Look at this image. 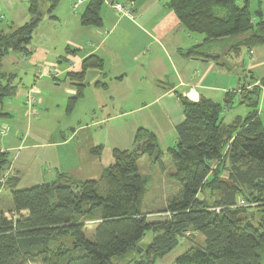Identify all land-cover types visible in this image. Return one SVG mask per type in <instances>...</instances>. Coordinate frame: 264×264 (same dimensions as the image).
<instances>
[{"label":"trees","instance_id":"trees-1","mask_svg":"<svg viewBox=\"0 0 264 264\" xmlns=\"http://www.w3.org/2000/svg\"><path fill=\"white\" fill-rule=\"evenodd\" d=\"M40 1L29 0V23L0 32V116L6 115L1 113V105L18 91L16 75L2 71V59L10 51L28 53L34 27L41 18ZM47 1L48 11H52L59 0ZM262 1L255 0L252 10V0H169L168 8L180 24L204 37L183 55L216 59L203 49L224 38L231 39L229 48L236 53L241 47L264 44ZM102 3L88 2L80 15L82 25H101ZM100 66L101 61L90 55L79 73L68 72L67 76L81 81L87 69ZM261 82L264 87V78ZM256 89L246 103L251 111L233 124L222 121L221 104L180 96L185 119L176 126L177 143L168 148L167 155L174 168L169 176L181 189L178 197L168 202V217L149 221L143 212L146 181L138 172V161L146 156L162 168L163 155L154 134L139 128L132 150L114 151V164L104 170L107 187L103 191H99L98 181L73 179L11 190L14 210L28 213L0 217V264H61L62 260L63 264H112L115 255L125 257L142 250L140 244L149 231L152 237L143 248V257L133 264H154L180 243L187 228L202 236V245L189 247L174 264H261L264 125L255 111ZM222 158L226 177L221 176L223 167L212 166ZM7 166L6 154L0 153V177ZM251 209L258 212L255 221L243 217ZM76 216L95 222L91 237L86 235L84 221H76Z\"/></svg>","mask_w":264,"mask_h":264},{"label":"crops","instance_id":"crops-1","mask_svg":"<svg viewBox=\"0 0 264 264\" xmlns=\"http://www.w3.org/2000/svg\"><path fill=\"white\" fill-rule=\"evenodd\" d=\"M9 1L0 0V32L23 25L17 24L20 14L30 15L25 23L32 18L29 0L26 11ZM89 1L59 0L48 11L49 1L41 0L28 53L10 51L2 59L1 69L16 75L18 91L1 105L6 132L0 134V153L6 154L8 166L0 177V201H12L11 190L55 181L102 182L104 170L114 164V151L132 150L139 128L154 134L164 158L177 143L176 126L185 119L180 96L221 104L222 121L233 124L251 111L246 103L256 87L255 111L263 124L264 44L236 53L229 48L231 39L224 38L208 46L217 53L223 48L218 59L184 56L204 37L180 24L169 0H112L131 2L132 18L102 3L101 25L84 26L80 15ZM17 9L20 13H14ZM90 55L101 66L71 81L67 73H79ZM40 67L53 74L36 76ZM32 87L36 115L26 103ZM144 158L138 161L141 174ZM5 173L10 174L6 180ZM27 213L16 212L13 203L0 209L6 218Z\"/></svg>","mask_w":264,"mask_h":264},{"label":"rangeland","instance_id":"rangeland-1","mask_svg":"<svg viewBox=\"0 0 264 264\" xmlns=\"http://www.w3.org/2000/svg\"><path fill=\"white\" fill-rule=\"evenodd\" d=\"M9 3L11 6H13V3L14 5L19 4V7H21V9H24L26 11L25 6L27 4L25 0H12L11 2L9 1ZM254 5L256 6L255 0H252V10H254L253 9ZM261 9L264 15V2L261 5ZM14 13H20V9L19 10L17 9ZM22 16H23L22 14L17 16L18 18L17 24L20 25L24 24L25 22H27L26 21L27 18L29 20L30 15L27 16L24 15L23 17ZM7 18L9 19V17ZM203 50H205L204 53L207 54L208 56L211 57L216 56L215 57L216 59L219 58L220 53L224 51L223 48H220L219 53H217L218 50L211 49L208 46L206 47V49ZM198 51L199 50L194 52L197 54ZM261 112H262L261 117L263 119V125H264V105L263 107L262 105L260 107V113ZM144 159L145 160L143 161V163L140 162V164L142 163L140 166V170L142 174L139 172V168H138V172L143 176V178L146 181L145 193L142 199L143 212H145V215L149 221L163 220L164 217H168L167 214L168 202L178 197V193L179 190L181 189V186L177 181L172 180L169 176L172 172H174V168L173 166L170 168L168 167V164L172 163L168 155L162 158V165H163L162 168L158 164L154 165L153 167L152 166L149 167L147 158ZM218 161L213 162L212 164L213 169L223 167L221 176L226 177L227 170L224 167L225 163L223 161V158L219 159ZM8 175L10 174H7L6 177H4V180L7 179ZM106 187H107L106 180L103 179L102 182H99V191H103ZM3 193L4 195H9L8 190L3 191ZM200 196L201 195H199V197ZM5 199L6 197L4 196L3 200ZM11 205H12V201H0L1 210L2 208L8 209L11 207ZM215 210L219 211L218 208L217 209L215 208ZM258 216H259L258 212H256L254 209H251L245 214H243V217H247L248 219H251L253 221H255L258 218ZM75 220L84 221L86 235L87 237H91L94 232L93 230L95 228L94 226L95 222L86 220V218L80 216H76ZM151 237H152V233L149 231L146 234L144 240L142 241V244H140L142 250L141 249L135 250L134 252L130 253L125 257H120L115 255L111 258L112 264H133L135 259H141L143 257L142 255L143 248L145 249V247L148 245L147 241H149ZM201 245H202V236L198 232L191 231L189 228H187L185 229V231H183V235L180 237V243L170 252L165 254L163 257L156 259L154 264H174V260L176 259V257L187 251L189 247H197ZM258 253L260 255L261 264H264V246H261L258 249ZM63 263L64 260L61 261V264Z\"/></svg>","mask_w":264,"mask_h":264},{"label":"built area","instance_id":"built-area-1","mask_svg":"<svg viewBox=\"0 0 264 264\" xmlns=\"http://www.w3.org/2000/svg\"><path fill=\"white\" fill-rule=\"evenodd\" d=\"M104 3H106L107 5L111 6L120 16H125L128 18H132V13H131V5L132 3H121V2H116V1H112V0H103ZM78 6V3H74L72 5L73 8H76ZM72 66V64H71ZM35 75L36 76H41L43 74L48 73L49 75H52L53 72L50 69H45L43 67L37 68L35 69ZM36 92V89L34 87L30 88L28 91V96L26 99V103L33 109L32 113L34 115L37 114V109L34 107V102H35V96L34 93ZM6 132V127L4 125L0 124V134L5 133ZM5 176L7 174H4ZM239 204H243V200L239 199Z\"/></svg>","mask_w":264,"mask_h":264}]
</instances>
